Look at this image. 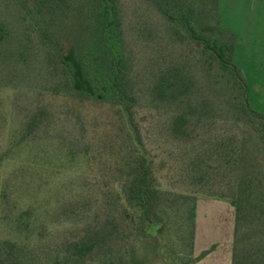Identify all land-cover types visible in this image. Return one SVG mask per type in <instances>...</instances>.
Returning <instances> with one entry per match:
<instances>
[{
	"label": "trees",
	"instance_id": "16d2710c",
	"mask_svg": "<svg viewBox=\"0 0 264 264\" xmlns=\"http://www.w3.org/2000/svg\"><path fill=\"white\" fill-rule=\"evenodd\" d=\"M15 1V6L7 5L25 29L23 53L31 49L29 55L35 58L47 39L43 28L55 27L74 10L85 31L71 61L59 57L64 68L49 91L66 96V87L113 108L125 119L133 138L128 145L112 147L105 192L72 205L87 211L90 204H100L90 211L88 222L81 221L77 209L68 213L82 225L80 235L54 247L35 246L27 235L21 242L0 240V264H127L128 244L153 232L163 233V247L168 239L178 241L182 251L178 258L169 257L171 264H193L192 243L186 237H192L198 195L225 201L234 210L231 264H264V113L248 105L246 84L232 62L235 38L221 27L218 1L146 0L160 17L159 32L148 35L156 51L150 71L151 137L158 155L181 162V172L187 175L179 182L168 176L180 193L159 189L154 176L158 155L153 158L146 150L134 123L136 95L120 0ZM36 30L43 36H37ZM0 32L1 48L7 38V25L1 20ZM188 64L210 86L197 99H192L194 86L184 74ZM50 72L57 75V68ZM71 112L66 116L73 121ZM52 119L54 114L45 106L34 105L14 132L16 143L10 152H22L39 142ZM68 157L77 156L69 149ZM165 160H159L158 167L168 171ZM5 161L1 153L0 165ZM19 229L15 228L22 233ZM37 232L42 239L45 229Z\"/></svg>",
	"mask_w": 264,
	"mask_h": 264
},
{
	"label": "rangeland",
	"instance_id": "374dc122",
	"mask_svg": "<svg viewBox=\"0 0 264 264\" xmlns=\"http://www.w3.org/2000/svg\"><path fill=\"white\" fill-rule=\"evenodd\" d=\"M220 1L223 8L221 27L228 31V25L232 24L241 31L240 36L228 32L235 38L232 62L246 84L248 105L251 110L264 113V20L258 16L264 4L258 1L251 5L247 0ZM227 1H235L238 10H228ZM7 2L15 6L16 1L0 0V20L7 25V38L0 48V154L6 155L5 163L0 165V240L21 242L27 235L28 241L35 246H59L82 233V225L78 224V219H70L69 212L77 209L81 221L88 222L90 211L100 207V204H90L87 207L90 210L85 211L72 205L82 200L89 202L93 193H103L110 155L114 153L112 147L128 145L133 137L120 114L93 101L86 93L76 94L66 87L63 89L66 96H56L49 91L58 83L64 68L59 57L68 56L67 60L71 61L76 42L85 31L80 20L75 18L74 10L63 21H57L55 27L43 28L47 39L45 46H38L41 50L35 58L29 55L31 49L23 53V46L27 48V43L22 41L25 29L20 27L16 12ZM249 8L254 11L253 18H241ZM120 9L123 41L131 61L130 82L136 95L134 123L141 143L154 158L158 154L155 151L157 143L151 137L153 103L149 89L156 51L148 35L155 36L159 32L160 17L146 0H120ZM52 16L56 18L54 13ZM35 34L43 36V32L37 30ZM51 67L57 68L58 76H52ZM184 74L194 86L192 99L210 89L193 65H185ZM64 83L61 80V86ZM84 89L87 92V87ZM34 105L45 106L54 114L49 132L24 151L10 152L16 143L14 132ZM70 112L75 118L73 121L66 116ZM69 149L76 158L68 157ZM162 158L166 159L168 171L158 167ZM154 162L159 189L180 193V188L170 185L168 176L179 182L187 175L181 172V162L170 161L162 155L154 158ZM30 201L35 207H26L31 205ZM16 227L22 233L16 231ZM39 228L45 229L42 239L38 236ZM233 232L234 210L230 204L198 195L192 237H186L192 243L191 257L196 260L202 257L199 250L203 245H215L214 248L221 247L224 252L225 243H233ZM161 236L163 233L159 232L157 237ZM165 245L160 254V243L154 232L138 238L127 246V264H171L169 257H180L182 249L174 240L168 239ZM194 253L201 254L195 258Z\"/></svg>",
	"mask_w": 264,
	"mask_h": 264
},
{
	"label": "crops",
	"instance_id": "0c3cea01",
	"mask_svg": "<svg viewBox=\"0 0 264 264\" xmlns=\"http://www.w3.org/2000/svg\"><path fill=\"white\" fill-rule=\"evenodd\" d=\"M218 1V11H219V19H220V22H221V18H222V3L220 0H217ZM252 4H255L256 2H258L259 4H264V0H247ZM235 5V7H234ZM236 2L234 1H230L228 2L227 1V9H233V11H237V7H236ZM260 14L258 15L260 17V19L264 20V6L262 8H260ZM236 13V12H235ZM254 11L251 10V8H249V10L245 13H243L242 17L241 18H244L245 20L246 19H252L253 16H254ZM235 18H237V13L235 14ZM245 28H246V25H244ZM247 27L249 28V24L247 23ZM251 27V25H250ZM240 29H243L242 26L240 25L239 26ZM247 28V30H248ZM228 31L234 33L235 35L237 36H240L241 35V31L237 30L232 24H230V26L228 25ZM234 56V54H233ZM196 245V244H195ZM215 245H212L211 247H207L205 245H203L204 248H201V250L199 251H202L201 253H204V252H207L206 255L198 258L193 264H231V258H232V247H233V243H225L224 245V252L222 251L221 247H215ZM200 253V254H201ZM200 254H196L194 253V257L197 258L200 256Z\"/></svg>",
	"mask_w": 264,
	"mask_h": 264
},
{
	"label": "water",
	"instance_id": "95a60500",
	"mask_svg": "<svg viewBox=\"0 0 264 264\" xmlns=\"http://www.w3.org/2000/svg\"><path fill=\"white\" fill-rule=\"evenodd\" d=\"M154 237H155V239L159 240V243H160L159 253L161 254V250H162V247H163V239H162V237H157V234H154Z\"/></svg>",
	"mask_w": 264,
	"mask_h": 264
}]
</instances>
